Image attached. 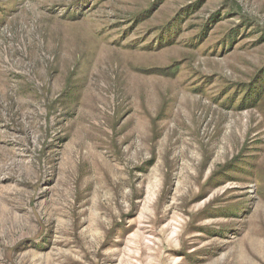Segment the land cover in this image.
<instances>
[{
    "label": "rangeland",
    "instance_id": "1",
    "mask_svg": "<svg viewBox=\"0 0 264 264\" xmlns=\"http://www.w3.org/2000/svg\"><path fill=\"white\" fill-rule=\"evenodd\" d=\"M0 264H264V0H0Z\"/></svg>",
    "mask_w": 264,
    "mask_h": 264
}]
</instances>
